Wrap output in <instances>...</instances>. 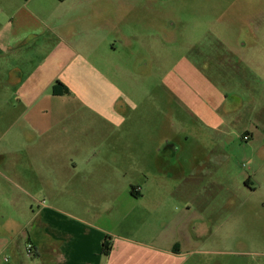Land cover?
I'll return each mask as SVG.
<instances>
[{"label": "crops", "instance_id": "0c3cea01", "mask_svg": "<svg viewBox=\"0 0 264 264\" xmlns=\"http://www.w3.org/2000/svg\"><path fill=\"white\" fill-rule=\"evenodd\" d=\"M104 2L0 0V234L12 215L26 219L21 253L31 255L20 264H185L201 252L221 255L200 249L205 224L195 223V210L202 180L226 177L214 161L230 155H210L203 175L200 146L219 145L203 143L183 115L173 135L161 111L146 110L137 126L138 107L114 77L127 66L107 60L125 41L111 39ZM208 114L199 129L232 139V127L211 119L235 113ZM191 136L198 141L186 142ZM34 198L42 200L25 201Z\"/></svg>", "mask_w": 264, "mask_h": 264}, {"label": "rangeland", "instance_id": "374dc122", "mask_svg": "<svg viewBox=\"0 0 264 264\" xmlns=\"http://www.w3.org/2000/svg\"><path fill=\"white\" fill-rule=\"evenodd\" d=\"M105 1L99 8L109 17L111 39L125 41L107 60L127 66L114 77L138 107L137 114L133 112L137 126L144 128L146 110L161 111L163 125L173 135L183 115L203 143L219 145L210 151L199 142L203 175L209 174L210 155H230L214 161L218 175L226 177L221 183L202 180L201 204L195 210V223L205 224L200 233L207 241L200 249L224 253L201 252L185 264H264V171L256 175L257 166L264 164V0ZM227 108L235 113L232 117L211 121L217 125L225 121L233 129L232 139L224 138L222 129L217 133L199 129L201 120L208 127L211 110ZM194 110L205 118L188 114ZM156 121L160 126L161 120ZM185 141L198 140L191 136ZM257 182L263 187L253 191ZM41 200L25 199L26 203ZM174 206L176 211L181 205ZM12 216L6 234H0V241L11 239L8 250L0 253V264H20L21 258L31 255L22 254L26 219Z\"/></svg>", "mask_w": 264, "mask_h": 264}, {"label": "built area", "instance_id": "2783aa9c", "mask_svg": "<svg viewBox=\"0 0 264 264\" xmlns=\"http://www.w3.org/2000/svg\"><path fill=\"white\" fill-rule=\"evenodd\" d=\"M27 252L32 253L33 252V246L32 244L27 245Z\"/></svg>", "mask_w": 264, "mask_h": 264}, {"label": "trees", "instance_id": "16d2710c", "mask_svg": "<svg viewBox=\"0 0 264 264\" xmlns=\"http://www.w3.org/2000/svg\"><path fill=\"white\" fill-rule=\"evenodd\" d=\"M109 249H110V247H109L108 243H105V252H108Z\"/></svg>", "mask_w": 264, "mask_h": 264}]
</instances>
